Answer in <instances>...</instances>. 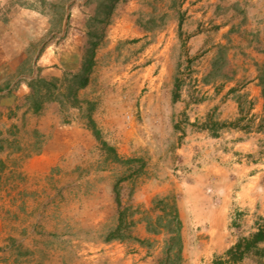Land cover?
<instances>
[{
    "label": "rangeland",
    "instance_id": "374dc122",
    "mask_svg": "<svg viewBox=\"0 0 264 264\" xmlns=\"http://www.w3.org/2000/svg\"><path fill=\"white\" fill-rule=\"evenodd\" d=\"M257 7L0 0V264H211L254 234L264 144L243 156L201 105L203 80L231 82L264 50Z\"/></svg>",
    "mask_w": 264,
    "mask_h": 264
},
{
    "label": "crops",
    "instance_id": "0c3cea01",
    "mask_svg": "<svg viewBox=\"0 0 264 264\" xmlns=\"http://www.w3.org/2000/svg\"><path fill=\"white\" fill-rule=\"evenodd\" d=\"M258 3L256 11L257 31L260 36L264 32V0H255ZM263 41V40H261ZM199 47V46H197ZM264 50L253 55V60L241 62L240 69L235 74L231 82L223 84L216 81L211 84L204 81V90L207 91V100L201 105L203 113H214V117L220 123L238 122V129H222L219 135L234 141L232 144L235 151L246 155H257L260 145L264 144ZM207 65V64H206ZM206 65L205 68H206ZM240 82V86L236 84ZM203 114V115H204ZM207 116V115H206ZM202 120L199 116H193L190 122ZM204 121V120H202ZM244 127V129H241ZM263 128L260 130L259 128ZM203 138H209L208 131H202ZM193 150L196 154L207 153L203 147L205 141L199 142L196 139L199 134L193 135ZM221 139V137H219ZM208 142V141H207ZM263 149V148H262ZM214 169L209 165V170L204 175L210 176V170ZM250 169L259 170L260 167L251 164ZM261 173H257L260 176ZM219 204L215 206L216 211L222 214L225 210L224 202L219 199ZM221 217V216H219Z\"/></svg>",
    "mask_w": 264,
    "mask_h": 264
},
{
    "label": "trees",
    "instance_id": "16d2710c",
    "mask_svg": "<svg viewBox=\"0 0 264 264\" xmlns=\"http://www.w3.org/2000/svg\"><path fill=\"white\" fill-rule=\"evenodd\" d=\"M92 59H89L85 62L82 67L80 73L75 74L74 80L78 81V85L76 87L77 90L83 89L88 84V73L91 70ZM44 83L43 80H41ZM30 89H32L29 86ZM175 89H178L176 86ZM74 95V94H73ZM174 100L177 98V95H174ZM210 121V118L208 119ZM212 126H218L219 129H238V122H229V123H219L213 122ZM244 129V127H242ZM95 129V128H94ZM204 129L212 131L211 128H207L204 125ZM262 130L263 128H259ZM95 137L99 138V132L97 130L93 131ZM216 137V136H213ZM105 145V144H103ZM180 225V223L178 224ZM264 242V221L263 224L260 225L257 231L252 234L249 238H243L239 240L236 244H234L231 248L223 253L221 257L215 258L212 260L211 264H241L245 259L246 255H248L251 251H254L258 255L264 256V250H260L258 245Z\"/></svg>",
    "mask_w": 264,
    "mask_h": 264
}]
</instances>
